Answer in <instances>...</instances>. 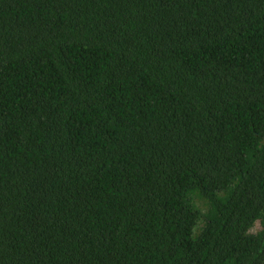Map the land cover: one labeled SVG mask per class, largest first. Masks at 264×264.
<instances>
[{"label":"trees","instance_id":"obj_1","mask_svg":"<svg viewBox=\"0 0 264 264\" xmlns=\"http://www.w3.org/2000/svg\"><path fill=\"white\" fill-rule=\"evenodd\" d=\"M0 264H264V0H0Z\"/></svg>","mask_w":264,"mask_h":264},{"label":"rangeland","instance_id":"obj_2","mask_svg":"<svg viewBox=\"0 0 264 264\" xmlns=\"http://www.w3.org/2000/svg\"><path fill=\"white\" fill-rule=\"evenodd\" d=\"M255 230H258V228H256Z\"/></svg>","mask_w":264,"mask_h":264}]
</instances>
